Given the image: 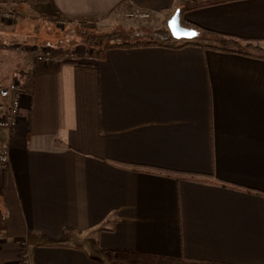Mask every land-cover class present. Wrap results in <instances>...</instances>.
I'll list each match as a JSON object with an SVG mask.
<instances>
[{
  "label": "crops",
  "instance_id": "1",
  "mask_svg": "<svg viewBox=\"0 0 264 264\" xmlns=\"http://www.w3.org/2000/svg\"><path fill=\"white\" fill-rule=\"evenodd\" d=\"M0 10L14 15L0 19V83L35 72L14 127L0 128V264H21L23 249L31 264H122L111 252L264 264V0H0ZM175 12L242 54L112 48L98 60L63 34L112 19L146 37ZM138 13L148 17L128 18ZM15 45L74 56L41 62Z\"/></svg>",
  "mask_w": 264,
  "mask_h": 264
},
{
  "label": "trees",
  "instance_id": "2",
  "mask_svg": "<svg viewBox=\"0 0 264 264\" xmlns=\"http://www.w3.org/2000/svg\"><path fill=\"white\" fill-rule=\"evenodd\" d=\"M182 25L188 29L194 30L196 35L192 39L188 40L186 43L180 45L178 41L174 40L170 36L169 32L166 29H158L151 32H147L145 35L146 37L143 40H124L123 42H111L110 40L103 41L102 37L87 34L85 32H83L82 35L84 36V42L89 48L90 56L93 55V57L97 58L98 60H102L104 58L105 52L108 49L112 48L131 49L139 47H163L169 49H178L189 45L220 52L242 54L240 43L236 39L220 35L218 33L206 30L188 22H182ZM121 34L126 33L123 32ZM34 77L35 72L33 70L25 74L23 83V89L25 93L31 94L33 92ZM65 231V229L62 230V232ZM101 231H109V229H105L102 226L97 229L98 233ZM111 259L114 262L122 264L126 263L125 258L119 256L118 254L116 255L115 252H111Z\"/></svg>",
  "mask_w": 264,
  "mask_h": 264
},
{
  "label": "built area",
  "instance_id": "3",
  "mask_svg": "<svg viewBox=\"0 0 264 264\" xmlns=\"http://www.w3.org/2000/svg\"><path fill=\"white\" fill-rule=\"evenodd\" d=\"M148 15L146 13H138L134 15H129V19L133 18H146ZM14 15L9 11L0 10L1 20H12ZM1 47V44H0ZM16 52H30L36 61L46 62L51 60L53 57L57 59H69L74 56L73 52L65 51L62 57H59L55 53H52L51 49L48 47H25L18 46L14 48ZM23 85L20 81H13L8 84L0 83V99L5 102V114L0 117V128L11 129L14 127L18 115L19 101L22 95ZM7 154L6 151L0 152L1 163H6ZM20 262L21 264H31V259L26 250L20 252Z\"/></svg>",
  "mask_w": 264,
  "mask_h": 264
},
{
  "label": "rangeland",
  "instance_id": "4",
  "mask_svg": "<svg viewBox=\"0 0 264 264\" xmlns=\"http://www.w3.org/2000/svg\"><path fill=\"white\" fill-rule=\"evenodd\" d=\"M12 13V12H11ZM127 23H132V22H127ZM116 24H118L117 21H112V19H100L98 21H93L92 25H94V28H89L85 26V22L84 23H79L77 25H67V27H64L63 29V34L64 32L66 33H72L77 35L79 43L83 44L87 49L88 52L89 48L87 46V44L84 42V36L82 35L83 32L87 33V34H91V35H97L99 37H102L103 41H107L110 40L111 42H123L124 40H128V41H132V40H143L145 39V37H139L137 35H133L131 36L130 33H126V34H121L123 33L121 30V28L119 26H117ZM126 24V23H124ZM125 33V32H124ZM61 35H63L62 33H59ZM1 44V43H0ZM16 47V45L14 46V48ZM41 47H48L51 49L52 53H55L56 50L53 49V47L51 46H41ZM13 48V49H14ZM94 49V48H91ZM243 50L252 51V48L249 47H244ZM94 51V50H92ZM64 53V52H63ZM63 53H57V55L59 57H61L63 55ZM110 258V257H109ZM125 264H184V263H180V262H175V261H159V260H154V259H148V260H144V261H140V260H136L134 262H131L130 260H127L125 258Z\"/></svg>",
  "mask_w": 264,
  "mask_h": 264
},
{
  "label": "water",
  "instance_id": "5",
  "mask_svg": "<svg viewBox=\"0 0 264 264\" xmlns=\"http://www.w3.org/2000/svg\"><path fill=\"white\" fill-rule=\"evenodd\" d=\"M167 30L174 40H189L196 35L194 30L182 27L180 25L178 12H175L168 20Z\"/></svg>",
  "mask_w": 264,
  "mask_h": 264
}]
</instances>
